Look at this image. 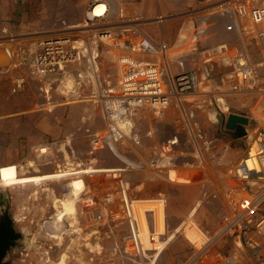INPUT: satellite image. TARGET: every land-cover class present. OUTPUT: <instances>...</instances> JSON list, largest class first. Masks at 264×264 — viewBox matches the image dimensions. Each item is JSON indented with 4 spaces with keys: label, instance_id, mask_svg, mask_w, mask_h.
<instances>
[{
    "label": "rangeland",
    "instance_id": "1",
    "mask_svg": "<svg viewBox=\"0 0 264 264\" xmlns=\"http://www.w3.org/2000/svg\"><path fill=\"white\" fill-rule=\"evenodd\" d=\"M86 2L0 0V232L14 233L2 263L185 264L202 244V233L209 238L218 233L209 250L227 254L233 243L219 231L226 215L221 184L264 114V94L227 92L222 75L238 50L263 74L264 36L243 33L242 42L216 3L204 7L198 2L173 13L170 26L162 25L178 57L171 63L176 66L180 59L186 70L197 72L199 82L182 101L187 120L174 104L161 116L142 109L133 117L140 145L129 137L103 140L91 153L95 134L100 138L105 126L92 92L94 82L88 81L94 74L87 69V57L66 65L64 76L72 77L68 88L62 75L40 76L32 67L38 41L54 32L71 33L78 41L85 36L78 29ZM3 44L13 50L11 58ZM90 47L103 89H116L118 51L99 42ZM228 113L248 116L249 137H237L226 128ZM173 136L179 141L171 164L159 166L162 145ZM39 146H47V152L40 153ZM153 197L167 202V232L158 235L166 242L160 251L139 248L133 232L132 201L146 208ZM87 210L95 212L91 218L85 216ZM146 216L150 224V209ZM188 221L196 247L182 231ZM146 241L141 237L143 245ZM60 253L64 259H58Z\"/></svg>",
    "mask_w": 264,
    "mask_h": 264
},
{
    "label": "built area",
    "instance_id": "2",
    "mask_svg": "<svg viewBox=\"0 0 264 264\" xmlns=\"http://www.w3.org/2000/svg\"><path fill=\"white\" fill-rule=\"evenodd\" d=\"M129 1L87 0L82 26L78 29L85 36L78 41L71 33L54 32L38 41L34 54L32 67L37 75L64 77L68 63L83 56L91 61V43H103L118 51L116 89H102L93 79L92 92L100 106L105 131L100 138L95 134L90 152L101 147L103 140L119 142L129 137L135 145H140L141 134L133 119L136 113L150 109L161 116L172 103L181 109L183 99L191 96L199 84L196 71L171 70L168 61L171 50L166 42H154L130 23L126 8ZM99 2L104 8L96 14L93 8ZM215 3L223 12L232 13L242 42L243 33L264 36V0H218ZM2 49L8 58L12 57L14 52L10 47L3 44ZM230 58L232 66L222 75L225 90L230 93L253 90L264 94V73L257 72L248 56L238 50ZM19 85L20 82L17 87ZM123 123L130 126L129 132L120 127ZM246 135L249 137L248 130ZM249 138L246 148L221 184V197L226 207L223 221L231 227L221 237L228 235L232 239V249L223 255L216 249L212 252L209 250L212 238L205 236L206 241L201 245L206 243L208 246L203 249L201 245L199 248L194 245V254L201 252L189 259H193L191 264H264V114ZM178 141L173 136L162 145L159 166L171 164V153ZM94 213L87 210L85 216L91 218ZM96 216L99 218V213ZM134 223L133 232L137 229L135 220Z\"/></svg>",
    "mask_w": 264,
    "mask_h": 264
},
{
    "label": "crops",
    "instance_id": "3",
    "mask_svg": "<svg viewBox=\"0 0 264 264\" xmlns=\"http://www.w3.org/2000/svg\"><path fill=\"white\" fill-rule=\"evenodd\" d=\"M179 6L175 5V0H130L128 7L132 6L134 7L133 10H128L127 8V14L128 19L133 20L135 26L142 31L143 34L151 38L154 42H166L169 46V49L171 50V54L169 57V64L172 71H179V70H186L183 62L178 59L179 64L176 66L174 63L172 64L171 61L174 59H177V55H174L175 50L173 49V44H170L169 40L165 38L162 32V25L170 23V17L173 13H177L182 11V9H185L188 5H199L197 4L202 3L204 7L211 6L215 4L218 0H178ZM219 6V5H218ZM199 7V6H198ZM226 15V20L228 21L227 24L231 28H235V18L231 15V12H223ZM160 17V19L158 18ZM170 26V25H169ZM157 29L159 30V35L156 34ZM92 59L88 62L89 67H87L88 70H92L94 74V80L99 83L101 88L102 86L100 80H99V74L97 70V61H96V55L93 54V51H91ZM174 55V56H173ZM94 70V71H93ZM195 71V70H194ZM107 89V88H106Z\"/></svg>",
    "mask_w": 264,
    "mask_h": 264
},
{
    "label": "bare ground",
    "instance_id": "4",
    "mask_svg": "<svg viewBox=\"0 0 264 264\" xmlns=\"http://www.w3.org/2000/svg\"><path fill=\"white\" fill-rule=\"evenodd\" d=\"M97 5H102V7H99L98 9H99V11L98 12H95V8H96V6ZM103 8H104V6H103V4L102 3H96L95 4V6H94V8H93V12L94 13H96V14H100L102 11H103ZM70 76L71 75H69V74H66L65 76H64V79H63V83H64V85H63V87H65V88H68L70 85H71V81H72V77L70 78ZM91 76V75H90ZM74 79V78H73ZM94 78H93V76L90 78L89 77V82H91L92 80H93ZM44 90H45V92H48L47 91V89L46 88H44ZM172 104H174V103H172ZM171 104V105H172ZM175 105V104H174ZM181 106V105H180ZM181 111H182V115L185 117V119L187 120V118H186V113H185V109H184V107H183V104H182V106H181ZM120 127L121 128H123L124 127V129H125V131L126 130H128L129 129V125H127V124H125V123H123V124H121L120 125ZM46 148V149H45ZM40 148V146H39V152L40 153H46L47 152V146H44L43 147V150ZM37 150V151H38ZM92 153V152H91ZM90 160V161H89ZM89 160H88V163L87 164H85V168H87V169H91V167H92V165H90L91 163H92V161H94L95 160V158H93V156L92 157H90L89 158ZM81 163V162H80ZM78 167H82V163L78 166ZM94 173H96V172H94ZM98 173V172H97ZM111 173H113V174H119V172H114V171H112ZM88 174H93V172L92 173H88ZM162 198V197H161ZM150 199V202L151 203H149V207H146V208H144V206H141V204L142 203H137V202H135L136 200H134V201H132V204H131V208H132V213H133V217H134V220H135V222H136V231L134 232V235H135V238H136V240H137V243H138V247L139 248H141V249H146V248H154V247H156V248H158V251H160L163 247H164V244H165V242H166V240H164V241H162V240H160V237H158V234L160 233V234H165L166 232H167V224H166V219H165V217L166 216H164V214H163V207H165L166 206V204H167V202H165V201H157V200H155L156 199V197H153V198H149ZM163 199V198H162ZM166 199V198H165ZM166 201H167V199H166ZM149 209H150V211H151V219H150V224H149V220H148V218H147V216H146V212L147 211H149ZM159 214V215H158ZM158 216H160V217H162L161 218V223H158L157 222V219H158ZM144 221V222H143ZM164 223L166 224V226L164 227ZM196 224H197V222H196ZM197 228H199L197 225H195ZM192 227V223H190L189 221L187 222V223H185L184 225H183V228H182V231H183V233H184V235L186 236V238L191 242V243H193L194 245H195V242L194 241H192L191 239H190V237H189V229ZM181 229V228H180ZM179 229V230H180ZM200 229V228H199ZM227 229H231V227L230 226H228V225H225L224 224V222H223V224H222V226H221V228L219 229V231H222L223 230V234H225L226 232L225 231H228ZM201 230V229H200ZM218 233H216L215 235H217ZM214 235V236H215ZM222 235V234H221ZM220 235V236H221ZM143 236H145V238L147 239V241H146V243L143 245L142 244V242H141V237H143ZM214 236H211V240H213V237ZM219 236V237H220ZM206 240H205V235L202 233V239H201V242L203 243V242H205ZM211 243L209 244V245H213V243L212 242H214V240L213 241H210ZM147 244V245H146ZM206 244V243H205ZM204 244V246L203 247H205L206 248V246H208V245H205ZM212 245L210 246V248L212 247ZM196 246V245H195ZM201 251H198V252H196L193 256H192V258L193 257H197L198 255H199V253H200ZM63 256H62V254L60 253L59 254V257H58V259H64V258H62ZM192 260L193 259H191V260H189V261H187L185 264H191V262H192ZM57 264H65V263H62V262H60L59 260H58V262H57Z\"/></svg>",
    "mask_w": 264,
    "mask_h": 264
},
{
    "label": "water",
    "instance_id": "5",
    "mask_svg": "<svg viewBox=\"0 0 264 264\" xmlns=\"http://www.w3.org/2000/svg\"><path fill=\"white\" fill-rule=\"evenodd\" d=\"M249 118L246 115L238 113H228L225 121V126L227 129L233 130L237 137H242L247 134V129L245 126L248 124ZM8 243L0 242V264L1 258Z\"/></svg>",
    "mask_w": 264,
    "mask_h": 264
},
{
    "label": "flooded vegetation",
    "instance_id": "6",
    "mask_svg": "<svg viewBox=\"0 0 264 264\" xmlns=\"http://www.w3.org/2000/svg\"><path fill=\"white\" fill-rule=\"evenodd\" d=\"M9 225V224H8ZM8 225L6 224V228H8ZM14 233L12 232V230L10 229H7V230H4V231H1L0 232V242H4V243H8V246L6 247L5 251H4V254L1 258V262L3 261V257L5 255V252L7 251L8 247L12 244L13 242V239H14ZM3 264V263H2Z\"/></svg>",
    "mask_w": 264,
    "mask_h": 264
}]
</instances>
